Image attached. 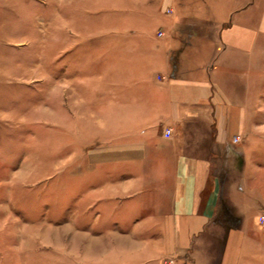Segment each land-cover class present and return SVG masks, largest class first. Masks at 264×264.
<instances>
[{"label": "crops", "instance_id": "obj_1", "mask_svg": "<svg viewBox=\"0 0 264 264\" xmlns=\"http://www.w3.org/2000/svg\"><path fill=\"white\" fill-rule=\"evenodd\" d=\"M142 2L136 13L174 35L156 39L137 24L141 52L128 55L130 64L110 61L103 165H128L98 173L110 180L102 191L121 215L103 232H94L103 227L96 219L81 251L93 264H163L172 256L176 264H264V164L249 151L250 137L264 134L261 1L158 0L154 12ZM169 3L174 13L157 17ZM163 74L168 79L158 80ZM115 89H142L132 94L139 103L113 104ZM165 127L174 130L168 141ZM136 128L138 138L129 130Z\"/></svg>", "mask_w": 264, "mask_h": 264}, {"label": "rangeland", "instance_id": "obj_2", "mask_svg": "<svg viewBox=\"0 0 264 264\" xmlns=\"http://www.w3.org/2000/svg\"><path fill=\"white\" fill-rule=\"evenodd\" d=\"M157 1L142 4L154 12ZM136 4L0 0V264H93L90 251H81V243L90 242L87 232L98 218L103 227L94 232L113 228L120 217V207L102 191L110 180L98 173L128 165H103L110 147L104 119L111 102L104 76L111 60L120 66L124 57L123 64H130L129 58L141 52L144 31L135 29L137 24L156 39L174 35L158 29L156 18L136 13ZM173 5H164L157 17L172 15ZM121 27H131L124 31L127 36ZM261 31L258 37L264 39ZM257 54V71L264 72V46L258 45ZM114 91L113 104L133 105L139 100L132 94L142 89L125 95ZM169 128L162 134L166 141L174 136L173 129L165 134ZM141 129L129 130L135 137ZM250 139V153L264 164V134ZM240 141L235 136L232 143ZM136 168L132 163L130 173ZM176 262L172 256L163 264Z\"/></svg>", "mask_w": 264, "mask_h": 264}, {"label": "built area", "instance_id": "obj_3", "mask_svg": "<svg viewBox=\"0 0 264 264\" xmlns=\"http://www.w3.org/2000/svg\"><path fill=\"white\" fill-rule=\"evenodd\" d=\"M166 135H168V136H170L171 134H172V129H167V131H166V133H165ZM263 219H264V217H263Z\"/></svg>", "mask_w": 264, "mask_h": 264}]
</instances>
